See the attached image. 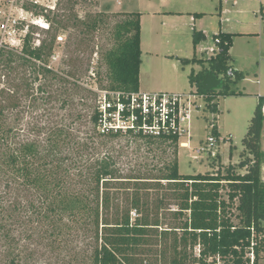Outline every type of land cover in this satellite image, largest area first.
<instances>
[{
    "label": "trees",
    "instance_id": "1",
    "mask_svg": "<svg viewBox=\"0 0 264 264\" xmlns=\"http://www.w3.org/2000/svg\"><path fill=\"white\" fill-rule=\"evenodd\" d=\"M77 1L66 0L65 7L70 6L72 10ZM263 8L264 3L260 6L261 14ZM114 15H120L122 19L113 26V44L102 57L108 80L104 87L134 92L139 90L141 12L110 14ZM193 15L199 17L203 13ZM105 16V13L98 12L85 20L63 11L46 15L50 28L55 25L65 28L70 23L85 35L103 24ZM236 34L218 31L212 36L213 53L206 58H198L194 53L191 58L181 59L184 64L203 66L196 73L189 74V82L194 88L191 93L203 97L206 110L211 112L217 111L219 96L236 94L230 84L244 78L243 72L231 65L229 51ZM56 36L55 30L49 41L42 40L35 46L29 32L21 52L0 47V76L9 75L14 79L19 74L21 86L11 83L16 90L26 82L28 72L57 77L47 67ZM204 37L203 31L192 28L194 48ZM206 72L220 80L217 88L202 89ZM95 75L97 80V72ZM2 88L0 82V183L4 182L5 188L3 194L0 193V239L3 243L12 239V227L19 223L30 228L31 232L35 224L39 238H49L56 248L67 242L65 238L73 231L91 225L94 245L89 256L90 264H206L208 258H212L208 264L216 260L223 264H248L250 249L254 251V264H260L264 244L262 96H259L241 139L238 160L230 162L223 171L181 174L178 170L177 134L139 135L133 137L150 148L174 146L173 157L155 174L122 177L111 156L91 160L88 146L72 142L64 127L53 130L43 145L34 142L17 144L5 111L18 106V98ZM91 119L95 125V113ZM213 134L217 135L218 131L214 129ZM86 173L95 188L88 191L76 189L75 178ZM12 185L19 190H37V205L31 201L7 204L5 193ZM165 219L168 222H164ZM197 246L199 251L194 255L193 249ZM15 249L17 255L11 254L2 264H23L25 257L18 253V246L12 251Z\"/></svg>",
    "mask_w": 264,
    "mask_h": 264
},
{
    "label": "rangeland",
    "instance_id": "2",
    "mask_svg": "<svg viewBox=\"0 0 264 264\" xmlns=\"http://www.w3.org/2000/svg\"><path fill=\"white\" fill-rule=\"evenodd\" d=\"M65 1L57 0L55 10H50L46 15L53 16L63 11L66 15L77 14L79 19L86 20L89 15L103 12L106 14L105 22L87 35L70 23L65 28L55 25L49 30L29 26L35 46L42 40L49 41L55 30L62 40L55 38L53 53L47 64L57 77L42 72H28L25 77L27 87L24 83L16 90L11 83H19L21 86L22 78L19 74L14 79L9 75L0 76L2 89L9 90L18 98V106L5 111L8 126L13 130L12 137L17 144L34 142L43 145L53 130L64 127L72 142L88 146L91 160L111 156L122 177L155 174L164 162L173 157L174 146L160 145L155 149L131 136L104 138L97 132L91 119L95 113V89L104 88L108 83L102 57L113 44V26L122 19L120 15L110 14L144 12L140 36L139 90L178 93H191L194 90L189 82V74L192 71L196 73L203 67L199 63L184 64L181 59L191 58L195 52L198 58H206L209 53L200 51L214 47L212 35L219 28V18L224 17L226 20L223 30L237 33L233 36L229 51L231 65L242 71L244 78L230 84L231 90L236 94L221 95L216 99V112L206 110L203 97L191 94L189 135H182L179 139V142L188 141L189 147L177 148L178 170L181 174L216 172L217 169L223 171L230 162L238 160L242 149L241 139L259 101V95L264 98V13H260L264 0H235L234 4L223 0H78L72 10L69 9L70 6L65 7ZM220 2L225 9L221 16L217 14ZM179 10L184 11V16L177 21L176 15L168 17L162 25L163 12ZM186 11L204 13L198 22L205 29V37L196 46L195 52ZM91 68L97 72V80L90 76ZM212 117H216L217 131L226 140L218 144L216 156L204 155L198 161L193 160L190 157L193 147L206 138L209 133L207 123ZM262 148L264 150V132ZM81 150L83 151L82 148ZM84 175L87 173L75 178L74 187L82 191L94 189L95 185L89 180V175L86 179ZM262 178L264 180V164ZM3 186L4 182H1V194L5 189ZM222 193L226 198L224 190ZM38 194L35 189L19 190L14 185L5 193L7 204L31 201L36 205ZM131 215L134 216L133 212ZM164 222L168 220L165 219ZM33 227L31 232L30 228L19 223L12 227L10 242L3 243L0 239V264L11 254L17 255L16 249L12 251L14 246H18V253L25 257L23 264H90L89 256L94 245L91 225L80 228L78 232L73 231L65 238L67 242L60 244L58 248L53 246L55 244L49 238H39L35 232L38 227L35 224ZM8 243H12L11 246ZM198 251L197 246L193 249V254L197 255ZM260 256L259 263L264 264V244ZM211 260L212 258H208L206 264ZM213 264L223 263L216 260Z\"/></svg>",
    "mask_w": 264,
    "mask_h": 264
},
{
    "label": "built area",
    "instance_id": "3",
    "mask_svg": "<svg viewBox=\"0 0 264 264\" xmlns=\"http://www.w3.org/2000/svg\"><path fill=\"white\" fill-rule=\"evenodd\" d=\"M56 1L0 0V47L21 52L25 37L30 32V25L49 30L50 21L46 14L50 10H55ZM224 1L235 3V0ZM56 39L61 41L62 37L56 36ZM39 44L37 42V45ZM214 47L202 51L211 54L214 52ZM230 72L231 70L228 71ZM90 76L96 78L93 68ZM95 92L97 94L94 109L95 128L100 135L158 137L177 134L178 142L182 135H189L188 121L191 119L192 106L190 98L191 94H196L140 90L125 92L105 87L95 89ZM261 111L264 115V102ZM215 118H209L207 123L209 133L204 140L193 147L194 151L191 149L193 151V154H190L191 159L198 161L204 155L216 156L218 144L225 138L219 132L217 135L213 134V130H217ZM179 146L189 147V142L180 141ZM247 256L248 264H254L253 249H250Z\"/></svg>",
    "mask_w": 264,
    "mask_h": 264
},
{
    "label": "crops",
    "instance_id": "4",
    "mask_svg": "<svg viewBox=\"0 0 264 264\" xmlns=\"http://www.w3.org/2000/svg\"><path fill=\"white\" fill-rule=\"evenodd\" d=\"M224 1V0H223ZM225 2V1H224ZM234 4V3H233ZM138 12H140V11H138ZM150 12L151 11H149L148 12V14H150ZM155 11H152V13H154ZM187 12V17L189 18V27H190V29H191V32H192V28L193 27H195V29L196 30H201V31H203L204 32V28L202 27V25H201V23L200 22H198V20H200V17H202L203 15H204V13L203 12H196V11H194V12H188V11H186ZM194 13H203V15L202 16H199V17H197V16H194L193 14ZM225 13V9H223V6H222V2H220L219 4H218V11H217V14L219 15V16H221L222 14H224ZM153 15L154 14H152V16L151 17H153ZM174 15H176V21L178 20V18H180V17H182V16H184V11H181V10H179V11H174V12H163V14H162V18H163V21H162V25L164 24V20H166V19H169L168 17H174ZM143 17H144V12H141V17H140V26H141V34H142V31H143V28H142V24H143ZM226 19L224 18V17H222V18H219V28L217 29V31L216 32H214V34L215 33H217L218 31H224V32H231V33H235V32H232V31H226V30H223V23H224V21H225ZM204 36H205V32H204ZM213 36V35H212ZM191 41H192V38H191ZM197 46V45H196ZM196 48L197 47H193V49H194V52L196 51ZM207 48H211V47H207ZM201 53H202V50L200 51ZM196 53V52H195ZM140 82H141V74H139V84H140ZM260 96V95H259Z\"/></svg>",
    "mask_w": 264,
    "mask_h": 264
},
{
    "label": "water",
    "instance_id": "5",
    "mask_svg": "<svg viewBox=\"0 0 264 264\" xmlns=\"http://www.w3.org/2000/svg\"><path fill=\"white\" fill-rule=\"evenodd\" d=\"M220 84V80L210 72H206L202 80V89L210 91L215 89Z\"/></svg>",
    "mask_w": 264,
    "mask_h": 264
}]
</instances>
